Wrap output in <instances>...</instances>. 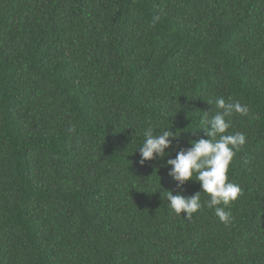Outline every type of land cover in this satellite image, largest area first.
<instances>
[{
  "label": "trees",
  "instance_id": "obj_1",
  "mask_svg": "<svg viewBox=\"0 0 264 264\" xmlns=\"http://www.w3.org/2000/svg\"><path fill=\"white\" fill-rule=\"evenodd\" d=\"M217 97L248 108L227 224L167 199ZM149 127L179 137L141 165ZM0 264H264V0H0Z\"/></svg>",
  "mask_w": 264,
  "mask_h": 264
},
{
  "label": "clouds",
  "instance_id": "obj_2",
  "mask_svg": "<svg viewBox=\"0 0 264 264\" xmlns=\"http://www.w3.org/2000/svg\"><path fill=\"white\" fill-rule=\"evenodd\" d=\"M213 103L215 115L211 119L205 117L201 120V129L207 139L190 141L189 148L179 150L174 159L167 160V166H170L168 175L178 188H182L188 181H196L201 190L189 197L173 195L167 191V199L171 209L177 215L184 213L185 219H191L193 214L207 207L214 209L219 220L227 224L232 219L229 206L242 195L240 186L229 181L228 173L236 153L246 144L244 133H228V130L232 126L231 117L234 114L246 115L248 108L231 98L227 101L223 97L207 100L208 105ZM143 136V144L138 148L141 165L157 157L164 158L166 149L179 137L168 129L158 133L151 127L143 132ZM202 192L208 197L203 203Z\"/></svg>",
  "mask_w": 264,
  "mask_h": 264
}]
</instances>
